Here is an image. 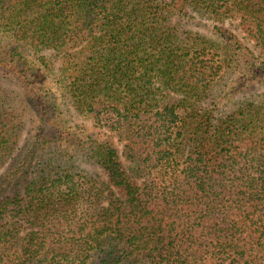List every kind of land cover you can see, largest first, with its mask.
Returning <instances> with one entry per match:
<instances>
[{
  "label": "trees",
  "instance_id": "16d2710c",
  "mask_svg": "<svg viewBox=\"0 0 264 264\" xmlns=\"http://www.w3.org/2000/svg\"><path fill=\"white\" fill-rule=\"evenodd\" d=\"M242 82L264 0H0V264H264V94L215 101Z\"/></svg>",
  "mask_w": 264,
  "mask_h": 264
},
{
  "label": "rangeland",
  "instance_id": "374dc122",
  "mask_svg": "<svg viewBox=\"0 0 264 264\" xmlns=\"http://www.w3.org/2000/svg\"><path fill=\"white\" fill-rule=\"evenodd\" d=\"M197 23L202 24L206 28L197 27V26L195 27V25ZM227 26L240 39H242L248 45V47L251 46V44L247 42L245 35L241 31V29L239 28L238 23L228 22ZM190 28L195 30V31L205 32L206 34L210 35V28L208 27V25L206 24L205 21H200L199 19H197V21L194 22V26H190ZM60 66H61V62L56 61L55 67L57 70L60 68ZM56 73H57V71H56ZM237 78H238V75H237ZM238 80L241 81L240 77L238 78ZM243 84H244V82L240 83L238 90H236L237 93H235V94H225L222 92L221 88H218V87L216 88L215 101L218 104V116H220V117L226 116L227 114H230V113L236 111L241 106V104H243L244 102H246L248 100H258L264 94V84H262V83H254V82L250 83L249 82L247 85H243ZM68 110L71 111V113L73 115L72 120H71L72 124L78 123V124L84 125L89 130L95 132V134L101 133L102 137H105V134H107V133H105L106 130L101 129L99 127H96L92 121H89V120H86V119L80 117L71 108H69ZM115 143H116L119 151L122 152V145L118 141H115ZM77 166H79L78 170L87 172L89 175L93 176L94 178H96L100 182H104L105 180H107L106 176L104 175L102 170L99 168H96V167L91 166V165H86L85 163H80V162L77 164Z\"/></svg>",
  "mask_w": 264,
  "mask_h": 264
}]
</instances>
